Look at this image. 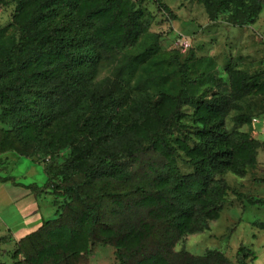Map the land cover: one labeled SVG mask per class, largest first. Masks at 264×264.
I'll list each match as a JSON object with an SVG mask.
<instances>
[{
  "label": "trees",
  "instance_id": "obj_1",
  "mask_svg": "<svg viewBox=\"0 0 264 264\" xmlns=\"http://www.w3.org/2000/svg\"><path fill=\"white\" fill-rule=\"evenodd\" d=\"M85 1L86 4L78 0H44L22 26L25 38L7 47L0 45V105L5 106V115L13 125L5 133L19 143V155L29 157L50 151L53 144L45 140L44 133L52 123L80 109L89 111L81 125L64 137L63 145L77 144L78 149L53 175L51 167L45 169L49 179L46 188L57 199L58 218L27 235L14 259L24 253L23 264L59 263L65 260L63 253L74 255V242L87 226L88 241L114 246L119 264H231L218 250L200 256L176 251L175 246L189 231L192 219L199 217L197 197L191 191L203 190L212 175L234 165L229 133L222 130L233 100L227 96L183 98L188 81L184 73L176 109L164 118L163 127L153 131L148 140L116 144L123 133L121 124L126 121L120 108L129 97L128 91L117 82L104 88L92 85L105 51L124 48L137 40L141 33V26H136L139 15L127 13L123 7L126 0H109L105 5L101 0ZM64 2L70 6L66 16L71 20L66 22L72 25L49 31L45 24L60 14L59 7ZM155 2L171 13L162 0ZM205 2L210 14L229 11V21L246 25L259 15L264 0ZM77 8L91 23L84 24L86 28L71 17ZM92 26L94 32L90 31ZM187 101L212 113L214 121L206 132L201 131L204 139L195 146V153L200 155L197 172L183 175L172 158L175 149L164 133L168 122L181 113ZM31 124L35 129L33 137L27 133ZM126 158L133 160L132 168L123 161ZM253 164L247 161V165ZM3 180H13L18 185L12 176ZM27 187L37 197L44 192L36 184ZM252 201L264 206V198ZM26 244L31 253L24 252ZM251 255L248 247L240 246L237 264H249Z\"/></svg>",
  "mask_w": 264,
  "mask_h": 264
},
{
  "label": "rangeland",
  "instance_id": "obj_2",
  "mask_svg": "<svg viewBox=\"0 0 264 264\" xmlns=\"http://www.w3.org/2000/svg\"><path fill=\"white\" fill-rule=\"evenodd\" d=\"M27 1L0 0V45L7 47L25 38L22 26L44 0ZM108 1L101 0V5ZM162 1L171 13L163 11L155 0L124 2L127 13H138L136 26H141V33L134 43L105 51L92 88L117 82L128 91L129 97L120 108L126 121L116 140V144L125 145L148 140L153 131L163 127L164 118L176 109L184 73L188 81L183 98L227 96L233 100L222 130L229 133L234 165L212 175L203 190L191 191L197 197L199 217L189 223V231L175 250L200 256L218 250L231 264H237V251L244 245L253 253L249 264H264V206L252 203L264 198V3L253 23L235 25L228 20L229 11L210 14L205 0ZM59 8L60 14L45 24L49 31L72 25L66 22L70 6L64 2ZM82 12L77 8L71 17L86 28L84 24L90 22ZM94 30L95 26L90 27L91 32ZM181 37L190 41L188 49L180 46ZM5 113V106L0 105V181L13 176L21 185L15 187L13 180L0 182V240L7 237L0 241V264H23L24 253L14 259L21 241L45 222L58 218L57 199L46 188L49 179L45 169L51 167L53 175L78 149L77 144L63 145L64 137L81 125L89 111L80 109L52 123L44 133L52 149L29 157L19 155V143L5 133L13 127ZM213 121L212 113L187 101L181 113L168 122L164 135L175 149L172 158L183 175L197 172L200 155L195 153V146L203 141V133ZM27 133L34 136L33 124ZM248 160L254 164L247 165ZM123 161L130 168L134 165L131 158ZM31 184L44 188V192L37 197L25 187ZM86 227L74 242V255L63 253L65 260L55 264H119L117 249L88 241ZM23 249L25 253L32 251L27 244Z\"/></svg>",
  "mask_w": 264,
  "mask_h": 264
},
{
  "label": "built area",
  "instance_id": "obj_3",
  "mask_svg": "<svg viewBox=\"0 0 264 264\" xmlns=\"http://www.w3.org/2000/svg\"><path fill=\"white\" fill-rule=\"evenodd\" d=\"M178 42L180 44V46L184 49H188L190 47V41L188 39H186L185 37H181L178 39Z\"/></svg>",
  "mask_w": 264,
  "mask_h": 264
},
{
  "label": "crops",
  "instance_id": "obj_4",
  "mask_svg": "<svg viewBox=\"0 0 264 264\" xmlns=\"http://www.w3.org/2000/svg\"><path fill=\"white\" fill-rule=\"evenodd\" d=\"M13 177V176H12ZM14 179H15V177H14ZM15 181L17 182V180L15 179ZM1 183H5V182H2V181H0ZM18 183V185L14 182V186L16 187V186H20L21 185V183L20 182H17ZM29 186V185H28ZM1 187H3V186H1ZM25 187H27V186H25ZM31 190V189H30ZM32 192V191H31ZM31 192H29L28 191V193H31ZM33 193V192H32ZM32 193H31V195H32ZM34 195V194H33ZM36 197V196H35Z\"/></svg>",
  "mask_w": 264,
  "mask_h": 264
}]
</instances>
